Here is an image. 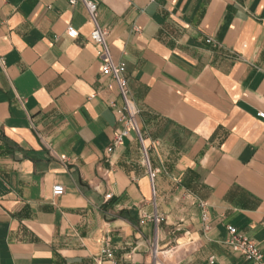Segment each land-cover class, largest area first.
<instances>
[{
    "label": "crops",
    "instance_id": "0c3cea01",
    "mask_svg": "<svg viewBox=\"0 0 264 264\" xmlns=\"http://www.w3.org/2000/svg\"><path fill=\"white\" fill-rule=\"evenodd\" d=\"M85 1L136 130L107 151L120 98L82 1L0 0V264H97L106 244L123 264L153 247L156 264H249L228 225L264 264V0Z\"/></svg>",
    "mask_w": 264,
    "mask_h": 264
},
{
    "label": "built area",
    "instance_id": "2783aa9c",
    "mask_svg": "<svg viewBox=\"0 0 264 264\" xmlns=\"http://www.w3.org/2000/svg\"><path fill=\"white\" fill-rule=\"evenodd\" d=\"M77 1H82L85 4L90 18L95 23L96 5L85 0H70V4L73 5ZM70 34L76 36L77 32L75 30H70ZM107 35V30L95 23L94 29L90 33V39L99 47L97 51L99 72L114 80L119 92L120 105H111L116 116V120L119 124L118 128L113 134L111 146L107 148V151L111 152L114 147L121 145L123 140L128 137L132 131L136 130V115L138 111L130 96V91L125 76L124 64L115 63L109 55L108 46L106 43ZM206 42L211 43L212 41L211 39H207ZM256 115L258 118L264 121V112H258ZM154 176L155 172H150V177L153 178ZM63 193L64 189L61 185L57 184L53 186L52 195L54 197L61 196ZM199 206L201 208V222L204 225V229L207 230L209 226L208 218L205 214V205L203 203H199ZM152 219L155 224L164 221V218L157 214H155ZM226 230L227 234L223 240L225 245L229 246L234 252H237L243 256L249 262V264H261L262 254L258 246L252 240H250L246 235L240 233L233 226L228 225ZM155 259L156 248L153 247L151 264H156ZM103 260H107L111 264H123L121 261L115 259L114 251L107 244L102 249L101 255L97 259L96 263L99 264V262L101 263Z\"/></svg>",
    "mask_w": 264,
    "mask_h": 264
}]
</instances>
